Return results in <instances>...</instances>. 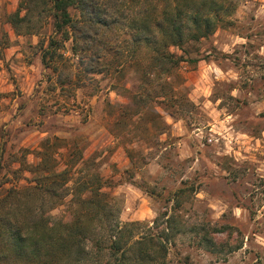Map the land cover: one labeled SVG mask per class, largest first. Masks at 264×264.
I'll return each mask as SVG.
<instances>
[{"label": "rangeland", "instance_id": "rangeland-1", "mask_svg": "<svg viewBox=\"0 0 264 264\" xmlns=\"http://www.w3.org/2000/svg\"><path fill=\"white\" fill-rule=\"evenodd\" d=\"M218 1L233 26L185 52L172 49L201 61L169 78L149 75L150 53L132 46L125 28L99 42L100 74L86 72L84 45L76 55L73 41L54 73L41 61L51 18L34 35L17 36L8 15L20 0H0L4 189L35 185L44 157L48 173L65 172L56 179L60 197L46 201L48 209L60 205L47 211L52 222L73 219L72 194L88 184L106 193L124 224L176 215L168 264H264V0ZM139 5L129 0L124 15ZM179 189L185 194L176 199ZM201 224L230 227L215 236L217 254L198 247Z\"/></svg>", "mask_w": 264, "mask_h": 264}, {"label": "trees", "instance_id": "trees-1", "mask_svg": "<svg viewBox=\"0 0 264 264\" xmlns=\"http://www.w3.org/2000/svg\"><path fill=\"white\" fill-rule=\"evenodd\" d=\"M137 1V13L125 16L123 8L129 0H20L16 11L8 15V23L17 36L34 35L42 22L51 18L52 34L47 45L42 44L41 61L54 73L58 71L54 64L63 57L60 51L73 41L74 54L83 53L79 60L86 72L100 74L105 59L99 42L109 32L129 29L131 45L145 48L151 55L149 75L159 72L169 78L178 74L184 63L201 61H187L172 49L185 52L188 43L208 40L218 29L233 26L222 17L225 6L218 0ZM133 99L137 102L141 96L133 95ZM170 114L180 117L177 111ZM1 154L0 264H168L170 246L180 234L176 215L169 216L168 211L159 214L152 226L124 224L101 188L83 184L72 194L73 219L52 222L47 211L60 205L54 203L48 209L46 201L60 197L63 185L56 179L65 172L48 173L43 157L34 171L39 174L35 185L4 189ZM184 194L185 190L179 189L175 198ZM181 205L177 201L178 208ZM229 230L227 226L201 224L194 231L198 247L217 254L223 248L215 236Z\"/></svg>", "mask_w": 264, "mask_h": 264}]
</instances>
